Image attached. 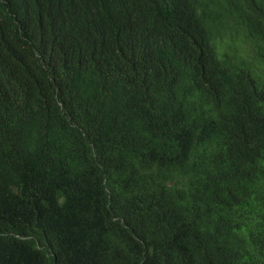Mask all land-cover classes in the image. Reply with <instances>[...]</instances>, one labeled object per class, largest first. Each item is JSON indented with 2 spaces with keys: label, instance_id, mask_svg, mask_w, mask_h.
Returning <instances> with one entry per match:
<instances>
[{
  "label": "trees",
  "instance_id": "16d2710c",
  "mask_svg": "<svg viewBox=\"0 0 264 264\" xmlns=\"http://www.w3.org/2000/svg\"><path fill=\"white\" fill-rule=\"evenodd\" d=\"M0 264H264V0H0Z\"/></svg>",
  "mask_w": 264,
  "mask_h": 264
}]
</instances>
